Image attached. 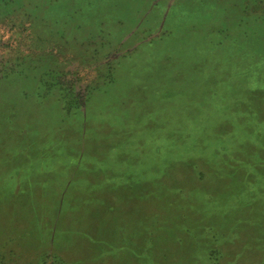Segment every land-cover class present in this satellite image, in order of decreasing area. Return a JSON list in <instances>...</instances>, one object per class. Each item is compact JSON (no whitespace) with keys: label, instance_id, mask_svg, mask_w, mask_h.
Instances as JSON below:
<instances>
[{"label":"rangeland","instance_id":"obj_1","mask_svg":"<svg viewBox=\"0 0 264 264\" xmlns=\"http://www.w3.org/2000/svg\"><path fill=\"white\" fill-rule=\"evenodd\" d=\"M29 10L25 42L40 46L5 97L31 89L15 97L23 108L0 96L3 250L42 264H264V0ZM56 76L85 96L71 115ZM43 204L62 213L42 219Z\"/></svg>","mask_w":264,"mask_h":264},{"label":"trees","instance_id":"obj_2","mask_svg":"<svg viewBox=\"0 0 264 264\" xmlns=\"http://www.w3.org/2000/svg\"><path fill=\"white\" fill-rule=\"evenodd\" d=\"M33 0H0V96L4 97V104L6 106L11 104H14L15 106H19L20 108H23L18 102L15 97L18 94L21 95H27V92L30 91L31 88H26L22 86V82L25 83L26 85V80L29 77L30 73L28 70H25L24 62L25 60H29L30 63H33L36 54L34 53L35 50L37 49L38 46H33L28 44V42H25L26 38L31 36L32 29H34V19L32 17V11L29 10L31 6V2ZM29 10V11H28ZM41 53H43V48L40 47ZM32 73V71H31ZM25 75V76H24ZM20 77L25 78V81L20 82V85H18L20 89V92H16L15 96L12 95L10 99H7L5 95L7 93H10L11 89H14V82L17 81ZM54 79H57L58 81L62 79L61 76H56ZM14 80V82H13ZM55 84V82H53ZM59 90L66 92L65 98L66 102H68L67 106L70 105L71 107L67 108L66 111L67 115L73 114V107L76 99H80L83 101L85 96H79L80 91L75 93L74 88L72 85H67L65 86L62 81L57 82ZM55 86V85H54ZM51 87V85H50ZM62 87V88H61ZM35 97V94L37 95L38 101L42 102V98L47 96L44 93H39V91H32ZM49 93V91H47ZM83 97V98H80ZM34 100H30L29 104H32ZM42 104V103H41ZM82 105V104H81ZM5 106V105H3ZM0 107V111L3 108ZM41 106V105H40ZM73 106V107H72ZM1 114V112H0ZM8 115V114H7ZM22 119V116H19V114H13V118L8 119L7 121L3 123H11V119L13 121H18L17 118ZM28 117V114H24V119L25 121ZM26 182V180H21V182ZM31 180L28 179V184L33 187V189L37 190L39 188L40 194L43 192V198L46 195V189L45 186L40 187L39 185L34 186L30 182ZM22 185V184H21ZM65 188L64 187H58L57 190L55 191L54 195L52 198H56V200H67V194L65 193ZM21 195V192L19 193ZM69 198V196H68ZM43 201V200H42ZM44 202V201H43ZM28 204L26 205L27 208H31V210L28 211L25 210L26 215L25 219H27L30 223H34L35 229H32L31 227H28L25 229L24 228V233L21 234V239L23 242H31V246L33 245L34 240L36 239L37 242H41V237L40 239L37 238L36 236L31 237V235L36 233V226H38V221H39V204L35 206V202L33 200H28ZM41 206V205H40ZM44 208H48L49 210H46L42 212V219H45V216H47L48 220L53 221V214L54 218L58 213H62L55 205H52L51 208H49L47 205L43 204ZM46 212H49L47 214ZM33 215V216H32ZM31 217V220L29 219ZM13 225L11 224V227ZM46 228V226L44 227ZM11 235V234H10ZM11 240H14V238L11 237ZM10 242V240H9ZM0 251V264H42L43 261H35L32 263L33 259L30 258L29 256H26L25 253L16 251L15 249H8L7 247L3 250V247H1ZM38 251V250H37ZM37 255V254H36ZM35 255V256H36ZM58 258V256H57ZM49 259L50 261L54 262V258L50 255L46 256L45 258H42L41 260ZM59 259V258H58ZM60 260V259H59ZM51 263V262H49Z\"/></svg>","mask_w":264,"mask_h":264}]
</instances>
